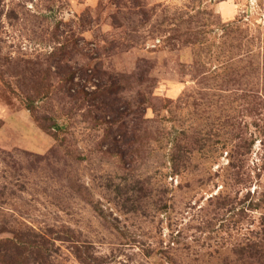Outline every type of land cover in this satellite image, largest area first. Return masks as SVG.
Here are the masks:
<instances>
[{
	"label": "rangeland",
	"instance_id": "1",
	"mask_svg": "<svg viewBox=\"0 0 264 264\" xmlns=\"http://www.w3.org/2000/svg\"><path fill=\"white\" fill-rule=\"evenodd\" d=\"M32 236L264 264V0H0V243Z\"/></svg>",
	"mask_w": 264,
	"mask_h": 264
},
{
	"label": "trees",
	"instance_id": "2",
	"mask_svg": "<svg viewBox=\"0 0 264 264\" xmlns=\"http://www.w3.org/2000/svg\"><path fill=\"white\" fill-rule=\"evenodd\" d=\"M50 245L47 239L38 236L29 237L27 240L23 237L7 239L0 243V264H21L27 259L43 264L51 257Z\"/></svg>",
	"mask_w": 264,
	"mask_h": 264
}]
</instances>
